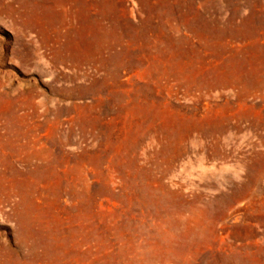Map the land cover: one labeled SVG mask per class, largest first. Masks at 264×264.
Returning a JSON list of instances; mask_svg holds the SVG:
<instances>
[{"label":"rangeland","instance_id":"obj_1","mask_svg":"<svg viewBox=\"0 0 264 264\" xmlns=\"http://www.w3.org/2000/svg\"><path fill=\"white\" fill-rule=\"evenodd\" d=\"M0 264H264V0H0Z\"/></svg>","mask_w":264,"mask_h":264}]
</instances>
